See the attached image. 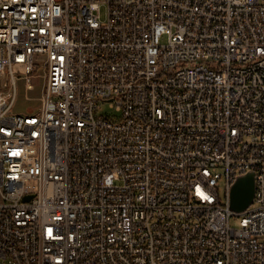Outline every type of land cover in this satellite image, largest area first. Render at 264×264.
Instances as JSON below:
<instances>
[{"label": "built area", "instance_id": "built-area-1", "mask_svg": "<svg viewBox=\"0 0 264 264\" xmlns=\"http://www.w3.org/2000/svg\"><path fill=\"white\" fill-rule=\"evenodd\" d=\"M0 264H264V0H0Z\"/></svg>", "mask_w": 264, "mask_h": 264}, {"label": "rangeland", "instance_id": "rangeland-1", "mask_svg": "<svg viewBox=\"0 0 264 264\" xmlns=\"http://www.w3.org/2000/svg\"><path fill=\"white\" fill-rule=\"evenodd\" d=\"M31 82L35 85V88L29 90L26 88V80L24 78H20L18 80V97L14 107L15 112L26 113L28 111L37 110L40 106L39 97L41 96L43 87L45 85L44 71L41 68L36 69L34 76L31 77ZM96 113L97 115H103L112 118H117L120 115L117 110L108 102H103L101 108L98 109ZM220 191L222 198L224 199L223 186L220 187ZM239 221L240 218L233 217L231 219V225L233 227H237L239 225Z\"/></svg>", "mask_w": 264, "mask_h": 264}, {"label": "water", "instance_id": "water-1", "mask_svg": "<svg viewBox=\"0 0 264 264\" xmlns=\"http://www.w3.org/2000/svg\"><path fill=\"white\" fill-rule=\"evenodd\" d=\"M255 189V172L250 171L237 177L231 187L230 208L236 213L245 211L254 201ZM26 198L29 199L30 196Z\"/></svg>", "mask_w": 264, "mask_h": 264}, {"label": "bare ground", "instance_id": "bare-ground-1", "mask_svg": "<svg viewBox=\"0 0 264 264\" xmlns=\"http://www.w3.org/2000/svg\"><path fill=\"white\" fill-rule=\"evenodd\" d=\"M243 174H246V173H241V175ZM241 175H238L237 177L241 176ZM236 177V179H237ZM233 185V184H232ZM232 185H230V191L227 193V206L230 208V200H231V187Z\"/></svg>", "mask_w": 264, "mask_h": 264}]
</instances>
